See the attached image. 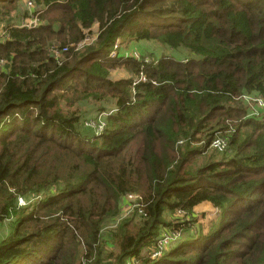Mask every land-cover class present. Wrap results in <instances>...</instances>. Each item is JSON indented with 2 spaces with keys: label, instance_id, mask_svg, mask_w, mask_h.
<instances>
[{
  "label": "trees",
  "instance_id": "16d2710c",
  "mask_svg": "<svg viewBox=\"0 0 264 264\" xmlns=\"http://www.w3.org/2000/svg\"><path fill=\"white\" fill-rule=\"evenodd\" d=\"M22 1L0 0V23ZM28 1L39 25L0 41V264H264V111L248 108L264 100V0ZM120 39L187 57L109 59ZM120 66L137 82L109 79ZM88 99L115 107L92 138L61 106ZM130 194L142 215L103 237ZM204 203L206 233L162 220ZM161 227L181 238L152 259Z\"/></svg>",
  "mask_w": 264,
  "mask_h": 264
},
{
  "label": "rangeland",
  "instance_id": "374dc122",
  "mask_svg": "<svg viewBox=\"0 0 264 264\" xmlns=\"http://www.w3.org/2000/svg\"><path fill=\"white\" fill-rule=\"evenodd\" d=\"M28 0L22 1L16 8L10 13L9 18L5 19V22L0 23V41L3 42L4 38H2V31L7 28V25H13V27H19L21 25H24L28 21L29 18L36 16L39 8H36L34 5L32 7L27 6ZM26 15L27 17H24ZM39 23V20H38ZM96 28H92L91 33H95L94 30ZM89 38H87L84 42H82L79 45V48H81L83 45H87L91 43V36L87 34ZM116 56H109V59H115L120 55L121 58L129 59L133 61H139L144 63H155L156 60H158L161 57L164 56H173L177 59H184L186 54L181 50L172 51L168 49L165 46L160 45L156 41H140V42H133L129 41L128 39H120L116 43ZM119 57V58H120ZM5 63L0 61V67H2ZM132 79L134 82L137 81V77L133 78L126 70L124 66H120L112 71L109 72V79L116 81L121 79ZM69 98V97H67ZM61 106L66 111H76L79 117V133L82 135H87V137L92 138L93 136H98L102 132L97 131V127L100 123L105 124V128L107 127V118L111 113L115 111L114 103L112 100H106V101H96L93 99L88 100H81L78 103H76L74 106L70 108H66L64 103L61 102ZM248 108L252 109L253 111H258L255 109L254 104L251 102L250 106ZM215 139L224 140L225 138L222 137L221 134H217ZM226 142V141H225ZM228 148L226 143V149ZM211 151L216 152L217 154L224 153L219 152L215 149H212L210 147ZM24 202V206L22 207H29L31 204L36 203L37 199H22ZM128 202L126 199H121L120 206H119V213L118 216L109 222V224L103 229V237H108V234L110 232H113L118 225L122 221H126L133 217L135 213L133 212L132 208L128 207ZM212 210L208 207L201 206L197 210L193 212L192 215H186L181 214L179 212H165L163 215L162 220L169 224L170 227H175L176 225H179L180 223H188L191 225V223H194V226L192 225L189 229V232H198L199 230L203 233H206L209 231L211 227L216 226L219 211L211 212ZM138 217V216H137ZM192 221V222H191ZM13 220H6L0 224V242L4 240L8 235L12 232ZM185 233V227L182 228ZM174 229H168L165 227H161L158 232L157 236V243L159 244L164 239H167L168 246L163 244L161 242L159 245L164 246L167 249L172 246L176 241H173V232ZM184 236V235H183ZM112 241H107V245L103 246L105 253L107 254H113L115 253V249L112 246ZM156 243V246H158ZM157 247H151L148 250H144L143 254L148 255L152 254L154 250H156ZM77 264H80V262H77ZM103 264H113V260H105ZM134 264V263H133Z\"/></svg>",
  "mask_w": 264,
  "mask_h": 264
},
{
  "label": "built area",
  "instance_id": "2783aa9c",
  "mask_svg": "<svg viewBox=\"0 0 264 264\" xmlns=\"http://www.w3.org/2000/svg\"><path fill=\"white\" fill-rule=\"evenodd\" d=\"M32 5L33 4L28 1L27 6L32 7ZM28 21H31V22H26L24 25H21V26L16 27V28L31 29V28H35L36 26L39 25L38 19H37V15L29 18ZM7 37H8V29L5 28L2 31V38L6 39ZM115 49H116V44L114 45V47H113L111 53L109 54V56H116ZM135 82H137V81H135ZM249 101L254 104V107H255L256 110H262V111H264V100L262 98L258 97V98L251 99V100L249 99ZM104 128H105V124L104 123H100L98 125V127H97L96 130L99 131V132H103L104 131ZM225 141L214 138L212 140L211 144H210V147L212 149H215V150L219 151V152H223V151L226 150V143H227V141L226 142ZM123 199H126L127 200L128 205H129L128 207L132 208V210H133L134 213H136L139 216L142 215V210H141V205H140L142 203V200H141V197L140 196H138L136 194H130V195L124 196ZM18 205L20 207H22V206L25 205L24 202H23V200H22V198H19L18 199ZM215 211H216V209H215ZM177 212H179L181 214H184L183 212H180V211H177ZM173 234H174V236L172 238L173 239L172 242L179 241L180 238H181L180 232L178 230H175L173 232ZM161 242H163V244H165V245L168 244L167 239H164ZM159 244L157 243L158 246H156L157 247L156 250H154V252L152 254H150V256H151L152 259H158V258H160L161 255H162V253L167 250L166 247H164L163 245L160 246Z\"/></svg>",
  "mask_w": 264,
  "mask_h": 264
},
{
  "label": "crops",
  "instance_id": "0c3cea01",
  "mask_svg": "<svg viewBox=\"0 0 264 264\" xmlns=\"http://www.w3.org/2000/svg\"><path fill=\"white\" fill-rule=\"evenodd\" d=\"M94 27L96 28V29L94 30V32H96V30H97V26H94ZM94 27H93V28H94ZM201 206H204V207H208V208H210V209L212 210L211 212H214V211H215V209H213L212 205H210V204H208V203H204V204L198 206L197 208L194 209V211L197 210L198 208H200Z\"/></svg>",
  "mask_w": 264,
  "mask_h": 264
}]
</instances>
